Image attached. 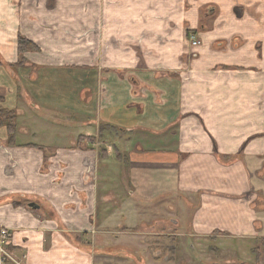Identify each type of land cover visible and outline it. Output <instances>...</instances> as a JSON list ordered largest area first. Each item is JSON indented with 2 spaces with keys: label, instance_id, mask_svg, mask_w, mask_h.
Returning a JSON list of instances; mask_svg holds the SVG:
<instances>
[{
  "label": "crops",
  "instance_id": "crops-1",
  "mask_svg": "<svg viewBox=\"0 0 264 264\" xmlns=\"http://www.w3.org/2000/svg\"><path fill=\"white\" fill-rule=\"evenodd\" d=\"M263 92L264 0H0V228L26 264L262 234Z\"/></svg>",
  "mask_w": 264,
  "mask_h": 264
},
{
  "label": "rangeland",
  "instance_id": "rangeland-1",
  "mask_svg": "<svg viewBox=\"0 0 264 264\" xmlns=\"http://www.w3.org/2000/svg\"><path fill=\"white\" fill-rule=\"evenodd\" d=\"M260 157H262L260 159L263 160V164L262 168L259 171L262 174L264 184V154ZM242 158L243 155H231L227 157V160H229L230 162H235L238 159L243 160ZM257 195L258 198L253 202V208L257 210V212H262V214L264 215V185L262 186V189L258 191ZM161 205L162 204H159L158 206L153 207V215H161L167 211L166 205ZM172 211L173 210H171L170 212ZM177 212L176 210L173 211L174 215H178L180 218V216L182 215L180 214V210H178ZM188 215L189 213L187 211L183 213L184 218L182 221H184L185 223L181 225L178 231H185L188 229ZM168 228H172L171 223L167 224L166 226L158 227L157 229L153 228L151 230L150 236L153 244H158L160 240L163 241L164 239V241H167V244H173L172 238L170 236H167ZM252 236L253 237L246 238L247 240H241V242L237 240H228L226 243H222L220 246L217 243L209 242L205 239L201 240L203 242L202 245H197L194 239L183 237L180 239L181 241L183 240V243L179 245L177 251H174L173 249L160 250L159 248H155L150 251V254L151 256L154 255L158 256L159 258H167L168 261L162 264H257V259L254 251L255 249H258L259 252L261 251L262 262L264 264V245H260L258 243L259 240H264V230L262 234H256Z\"/></svg>",
  "mask_w": 264,
  "mask_h": 264
},
{
  "label": "built area",
  "instance_id": "built-area-1",
  "mask_svg": "<svg viewBox=\"0 0 264 264\" xmlns=\"http://www.w3.org/2000/svg\"><path fill=\"white\" fill-rule=\"evenodd\" d=\"M189 40L193 47L200 45L194 35H190ZM11 237L9 229L0 228V264H26V254L12 247Z\"/></svg>",
  "mask_w": 264,
  "mask_h": 264
},
{
  "label": "trees",
  "instance_id": "trees-1",
  "mask_svg": "<svg viewBox=\"0 0 264 264\" xmlns=\"http://www.w3.org/2000/svg\"><path fill=\"white\" fill-rule=\"evenodd\" d=\"M18 49H19V55H22L25 51L31 49L34 50L35 47L28 41H26L25 39L20 38L18 41ZM4 116L5 120L3 121V123H5V125L7 126L8 132L11 134V139L10 142H12V134H13V130H14V115L13 113L10 112H5L3 110L0 109V117ZM258 243L260 245H264V240H259ZM255 255H256V259L257 262L259 260L260 257V252L258 249H255Z\"/></svg>",
  "mask_w": 264,
  "mask_h": 264
},
{
  "label": "water",
  "instance_id": "water-1",
  "mask_svg": "<svg viewBox=\"0 0 264 264\" xmlns=\"http://www.w3.org/2000/svg\"><path fill=\"white\" fill-rule=\"evenodd\" d=\"M28 208L32 209V210H35V209L38 208V206L35 203H31V204L28 205Z\"/></svg>",
  "mask_w": 264,
  "mask_h": 264
}]
</instances>
